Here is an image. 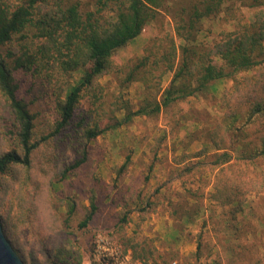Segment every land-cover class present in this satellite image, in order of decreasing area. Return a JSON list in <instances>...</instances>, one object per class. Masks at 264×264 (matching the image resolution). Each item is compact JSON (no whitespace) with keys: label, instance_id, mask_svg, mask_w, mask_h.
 <instances>
[{"label":"rangeland","instance_id":"374dc122","mask_svg":"<svg viewBox=\"0 0 264 264\" xmlns=\"http://www.w3.org/2000/svg\"><path fill=\"white\" fill-rule=\"evenodd\" d=\"M5 1L10 10L26 3ZM59 3L64 7L79 3L80 9L86 11L92 9L94 0H35L31 20L11 43L1 47V52L10 51L12 58L27 53L46 60L41 50L46 36L39 27L54 25L49 20V10ZM167 5L169 8L161 10L157 21L146 24L134 40L115 51L114 69L98 79L102 88V121L121 119L128 110L135 111L159 100L169 84L177 61L171 70L160 63L153 66L150 74L147 68H140L132 79L128 76L147 54L150 44H154L158 55L174 42L179 45V15L175 16L171 1ZM257 11H264V0H222L217 10L201 21L195 45L211 46L244 24L251 30L250 24L262 19L259 13L255 14ZM180 52L179 49V57ZM12 58L7 60L19 85L18 96L25 99L34 115L35 138L42 137L57 117L49 66L40 65L29 71L15 69ZM79 75L75 72L70 82ZM262 96L264 64L240 72L233 79L216 82L207 92L189 96L155 115H134L130 122L90 141L88 160L64 180L60 179V169L76 156L70 146L72 136L64 134L58 142L48 139L34 153L32 171L24 186L35 201L28 222L21 226L19 239L25 254L39 264H62L50 259L48 251L64 247L81 253L80 264H154L155 258H135L130 248L125 249L127 237L133 236L155 248L154 257L160 254L156 257L160 264L264 263V159L240 161L226 169L228 174L240 169L247 180L245 189L249 187L239 202L226 205L213 199L217 192L215 183L223 176L210 162L221 150L234 156L237 151L232 148H240L242 137L249 147L259 145L264 132L260 121L242 126L246 110ZM123 100L128 104L127 110L119 108ZM3 104L0 95V113ZM236 104V125L241 126L237 133L225 129L230 125L229 114L237 111ZM67 131L72 133L73 128ZM223 136L226 139L220 141ZM11 142V138L0 134V153L10 148ZM129 153L131 161L119 173L118 168ZM92 192L98 209L89 224L79 228L89 210ZM71 203L75 207L68 215ZM186 212L192 215L191 220ZM124 213L126 222L120 221ZM70 260L69 264L76 262Z\"/></svg>","mask_w":264,"mask_h":264},{"label":"trees","instance_id":"16d2710c","mask_svg":"<svg viewBox=\"0 0 264 264\" xmlns=\"http://www.w3.org/2000/svg\"><path fill=\"white\" fill-rule=\"evenodd\" d=\"M34 1L26 0V3L10 10L6 1L0 0V95L4 100V110L0 113V134L12 139L10 148L0 153V223L5 237L24 264H39L32 256L25 254L19 237L21 226L28 222L35 202L34 196L24 187L32 171L33 155L48 139L58 142L64 134L72 136L70 146L76 156L61 167L60 179L64 180L88 160L89 142L104 132L130 122L134 115H155L189 96L207 92L216 82L233 79L240 72L264 64V11L255 13H259L262 19L252 22L251 30L244 24L225 33L221 40L211 46L195 45L201 21L217 10L222 0H94L92 9L86 11L80 9L79 3L66 7L59 3L56 8L49 10V20L54 25L49 23L46 24L47 28L44 25L39 27L42 35L46 36L41 48L46 60L41 61L37 56L27 53L12 58L11 52L3 53L1 47L11 43L13 36L21 32L31 20ZM169 1L172 2L171 7H175V16L179 15L176 21V34L181 40L179 45L174 42L158 55L154 44H150L146 48L147 54L128 73L129 79H132L136 70L139 73L140 68H147L150 74L153 66L160 63L171 70L177 61L169 84L159 100H153L135 111L128 110L121 119L113 117L102 121V88L98 79L114 69L115 51L134 40L146 24L157 21L161 10L169 8ZM8 58L13 59L15 69L29 71L40 65L49 66V85L57 117L49 132L42 137L35 138L34 115L25 99L18 96L19 85ZM75 72H80V75L70 82L69 78ZM236 96L234 99H237ZM127 106L123 100L119 108L127 110ZM234 107L236 110L238 105ZM228 118L230 125L225 129L237 133L241 129V126L236 125L239 110L232 111ZM74 119H77L75 123ZM256 121H260L264 131V96L250 104L244 114L242 127H245V123ZM69 128H73L72 133L67 131ZM225 139L224 136L220 137V141ZM242 140L239 149L232 148L237 151L234 156L227 150H221L210 160L223 176L215 183L217 192L213 194L214 201L221 205L239 202L249 189H245L247 180L240 169L233 170L231 174L226 169L238 165L240 161L253 163L257 158L264 159V132L258 146L249 147L244 137ZM233 143L236 145V140ZM130 161L129 153L119 166V173L127 169ZM261 186L264 187V178L261 179ZM74 207V203H71L68 215L72 214ZM97 209L96 195L92 192L89 210L79 222V228L89 224ZM185 214L191 220L192 215L188 212ZM120 221H127L126 213ZM126 241L125 249L130 248L135 258H155L153 263L160 264L156 260L160 254L154 257L156 251L153 246H146L133 236L127 237ZM48 254L54 262L62 264L71 263L70 258L76 260L74 264H80L82 259L81 253L71 248L58 247L54 251L49 250Z\"/></svg>","mask_w":264,"mask_h":264},{"label":"water","instance_id":"95a60500","mask_svg":"<svg viewBox=\"0 0 264 264\" xmlns=\"http://www.w3.org/2000/svg\"><path fill=\"white\" fill-rule=\"evenodd\" d=\"M0 264H24L21 257L4 235L0 223Z\"/></svg>","mask_w":264,"mask_h":264},{"label":"crops","instance_id":"0c3cea01","mask_svg":"<svg viewBox=\"0 0 264 264\" xmlns=\"http://www.w3.org/2000/svg\"><path fill=\"white\" fill-rule=\"evenodd\" d=\"M258 263V262H257ZM261 263H263L262 261H260L258 264H261ZM264 264V263H263Z\"/></svg>","mask_w":264,"mask_h":264}]
</instances>
